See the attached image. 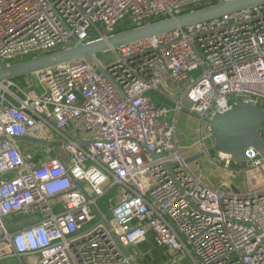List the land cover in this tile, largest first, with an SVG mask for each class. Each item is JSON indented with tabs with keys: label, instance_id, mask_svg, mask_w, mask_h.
I'll list each match as a JSON object with an SVG mask.
<instances>
[{
	"label": "built area",
	"instance_id": "1",
	"mask_svg": "<svg viewBox=\"0 0 264 264\" xmlns=\"http://www.w3.org/2000/svg\"><path fill=\"white\" fill-rule=\"evenodd\" d=\"M218 1L0 0V63ZM112 52L113 62H100L109 79L78 60L0 82V244L33 264H140L137 247L152 234L165 264H264V155L250 150L243 164L206 145L215 115L239 104L264 111V5ZM190 80L183 96L161 90ZM181 113L200 121L189 157L177 139ZM24 138L65 144L71 164L43 160L46 146ZM199 154L244 175L246 189L208 185L188 162ZM114 188L109 220L98 200ZM15 214L39 218L10 231Z\"/></svg>",
	"mask_w": 264,
	"mask_h": 264
},
{
	"label": "water",
	"instance_id": "2",
	"mask_svg": "<svg viewBox=\"0 0 264 264\" xmlns=\"http://www.w3.org/2000/svg\"><path fill=\"white\" fill-rule=\"evenodd\" d=\"M259 5H264V0H223L192 9L174 17L130 28L93 43H82L77 39H73V45L63 50L11 65L0 63V82L25 79L50 68L78 60H89L100 73L109 79L107 71L97 59L103 53L114 51L122 46L157 38ZM210 125L213 141L209 154L220 153L228 155L243 164L250 162L247 157V152L250 150H255L259 154L264 155V111L259 105H236L222 114L215 115ZM18 140L50 148L54 146H66L65 144H50L45 141L29 138ZM88 144V142H85L80 145L86 146ZM202 157H205V155H196L188 159V162H195ZM233 189L235 188L233 187Z\"/></svg>",
	"mask_w": 264,
	"mask_h": 264
},
{
	"label": "rangeland",
	"instance_id": "3",
	"mask_svg": "<svg viewBox=\"0 0 264 264\" xmlns=\"http://www.w3.org/2000/svg\"><path fill=\"white\" fill-rule=\"evenodd\" d=\"M98 61L103 65L107 66L114 60L113 52H106L97 57ZM201 75L199 70L192 72L191 80H197ZM29 79V78H28ZM27 79V80H28ZM190 81L185 82L181 85H171L169 83L162 86V91L166 92L169 96L176 98L178 96H183L186 93ZM154 103L156 105L161 104L164 101L159 95L153 96ZM169 109L171 106L165 104ZM172 120L170 117L169 121ZM200 121L193 116H189L186 113H181L177 119V139L179 141V146L182 148L183 153L189 157L191 153L188 151V147L196 146L197 136L196 129L198 128ZM211 143L208 141L206 143L207 147L210 149ZM195 157V156H194ZM192 158V157H191ZM200 168V169H199ZM191 169L196 171L199 169L200 175L203 180L211 187L224 188L227 186L235 187L240 191L246 189V178L244 175H231L223 171L218 165L214 164L209 158L202 157L201 159L191 163ZM119 190L114 188L109 193L104 195L98 200V206L105 215H108L109 220H112V215L110 214L111 208L119 195Z\"/></svg>",
	"mask_w": 264,
	"mask_h": 264
},
{
	"label": "crops",
	"instance_id": "4",
	"mask_svg": "<svg viewBox=\"0 0 264 264\" xmlns=\"http://www.w3.org/2000/svg\"><path fill=\"white\" fill-rule=\"evenodd\" d=\"M30 139H33V138H30ZM44 150L46 151L43 152V154L47 158L46 159L43 158V160H48L49 158H56V156L58 155L62 157V159L64 160L66 164H71L72 155L70 154V151L67 148H65V146L63 147V149L61 148V149H56V150H52L50 147L46 146V149H43L41 151H44ZM38 218H39L38 215L15 214V215L8 217L5 220V225L10 231H16L23 227L32 225ZM157 248L162 251L163 259L161 260V264H165V262L167 261V256L165 255L164 250L159 247ZM139 253L142 255V258L140 261V264H141V262L143 261L145 257V254L141 252ZM146 256L153 257V253L148 252L146 253ZM33 261H34V255L25 254L22 256H16L11 251H8V249L5 248L4 245L0 244V264H33Z\"/></svg>",
	"mask_w": 264,
	"mask_h": 264
},
{
	"label": "trees",
	"instance_id": "5",
	"mask_svg": "<svg viewBox=\"0 0 264 264\" xmlns=\"http://www.w3.org/2000/svg\"><path fill=\"white\" fill-rule=\"evenodd\" d=\"M214 3H216V2H214ZM188 11H190V10H188ZM188 11H186V12H188ZM130 28H133V27L129 26L125 23L120 24L115 29V33H118V32L124 31V30H128ZM28 59H30V58H28ZM16 82L23 83L24 79L16 80ZM156 246L157 245L154 242V238H153L152 234H149L146 242L137 247V250L139 252L145 254V257H144L143 261L141 262V264H161V260L163 259L162 251L159 250ZM148 252H152L153 257H147L146 253H148Z\"/></svg>",
	"mask_w": 264,
	"mask_h": 264
},
{
	"label": "clouds",
	"instance_id": "6",
	"mask_svg": "<svg viewBox=\"0 0 264 264\" xmlns=\"http://www.w3.org/2000/svg\"><path fill=\"white\" fill-rule=\"evenodd\" d=\"M193 99H195V97H193Z\"/></svg>",
	"mask_w": 264,
	"mask_h": 264
}]
</instances>
